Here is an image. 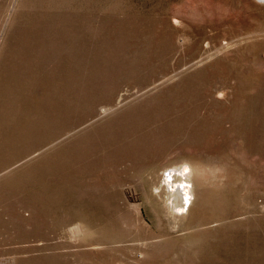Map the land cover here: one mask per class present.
<instances>
[{
  "label": "rangeland",
  "instance_id": "rangeland-1",
  "mask_svg": "<svg viewBox=\"0 0 264 264\" xmlns=\"http://www.w3.org/2000/svg\"><path fill=\"white\" fill-rule=\"evenodd\" d=\"M0 264H264V0H0Z\"/></svg>",
  "mask_w": 264,
  "mask_h": 264
},
{
  "label": "bare ground",
  "instance_id": "bare-ground-1",
  "mask_svg": "<svg viewBox=\"0 0 264 264\" xmlns=\"http://www.w3.org/2000/svg\"><path fill=\"white\" fill-rule=\"evenodd\" d=\"M195 169L196 168L190 162H184L179 167L177 165L168 166L162 173V176H169L171 179L170 192H172V195H176V202L174 206L179 210L184 211V208L187 206L189 209L193 203H189L192 195L194 194V192L190 189V184L193 182Z\"/></svg>",
  "mask_w": 264,
  "mask_h": 264
}]
</instances>
